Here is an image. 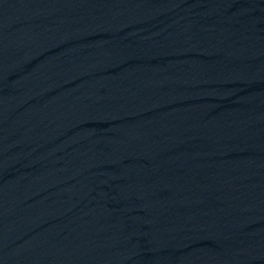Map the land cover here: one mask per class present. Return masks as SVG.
Wrapping results in <instances>:
<instances>
[{"label":"water","instance_id":"water-1","mask_svg":"<svg viewBox=\"0 0 264 264\" xmlns=\"http://www.w3.org/2000/svg\"><path fill=\"white\" fill-rule=\"evenodd\" d=\"M58 0H0V206Z\"/></svg>","mask_w":264,"mask_h":264}]
</instances>
